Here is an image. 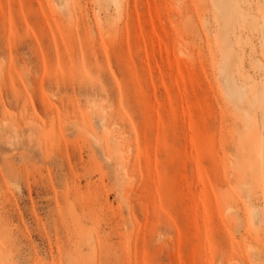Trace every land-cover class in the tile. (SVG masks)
<instances>
[{
  "label": "rangeland",
  "instance_id": "rangeland-1",
  "mask_svg": "<svg viewBox=\"0 0 264 264\" xmlns=\"http://www.w3.org/2000/svg\"><path fill=\"white\" fill-rule=\"evenodd\" d=\"M0 264H264V0H0Z\"/></svg>",
  "mask_w": 264,
  "mask_h": 264
},
{
  "label": "bare ground",
  "instance_id": "bare-ground-1",
  "mask_svg": "<svg viewBox=\"0 0 264 264\" xmlns=\"http://www.w3.org/2000/svg\"><path fill=\"white\" fill-rule=\"evenodd\" d=\"M228 1H229V0H224V4H225L226 6L228 5ZM122 147H123V146H122ZM122 147H121V148H122ZM124 153H125V152H124ZM121 160H122V159H121ZM124 163H125V162H124ZM126 168H127V166H126ZM246 216H247V214H246ZM247 217H248V216H247Z\"/></svg>",
  "mask_w": 264,
  "mask_h": 264
}]
</instances>
